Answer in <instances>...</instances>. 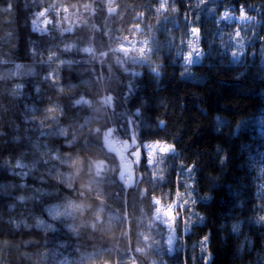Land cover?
I'll return each instance as SVG.
<instances>
[{
    "label": "trees",
    "instance_id": "16d2710c",
    "mask_svg": "<svg viewBox=\"0 0 264 264\" xmlns=\"http://www.w3.org/2000/svg\"><path fill=\"white\" fill-rule=\"evenodd\" d=\"M162 2L167 4V11H157L160 7L157 0H0V59L5 61L0 64V73L14 72L17 64L23 65L24 71L31 69L35 73L0 80V89L3 90L0 103L4 106L0 108V133H3L0 135V161L5 163V167L0 168V183L17 185L6 187L7 194L0 195V223L23 219L33 225L34 217L44 215V208L55 203L56 198L50 195L21 203L15 199L17 196L27 197L32 193L18 185L27 183L51 193L52 182L45 183V180L57 162L50 161L49 156L41 157V153L70 151L64 141L71 139V134L80 130L82 124L88 127L112 118L117 123L120 139L128 138L124 129L135 127L139 138L145 142L159 140L175 145L178 155L175 159L167 157L165 164L161 165L165 179L154 192L148 183L151 177L147 162L143 166L135 165L134 170L138 169V174L144 178L141 188L169 201L175 199L177 190L186 195L184 185L191 184L195 189L192 196L196 203L186 205L181 214L186 217L189 213H198L205 220L204 224L193 223L191 232L186 233L178 219L177 235L181 239L175 243L180 247L171 253L167 252V231L158 225V230L151 232L160 241L154 246L157 250L154 259L163 264H192V254L196 252L197 264H200L199 248L194 249L192 245H199L206 235L208 251L213 256L209 264H226L227 261L239 264V257L235 253L229 254V249L239 242L244 243L245 257L255 255L264 235V222L260 221L264 213L258 185L253 183L250 189L242 187L231 164H220L221 154L216 152V147L218 145L222 152L227 151L230 161L232 145L243 152L251 150L253 154L264 149V0ZM50 4L58 5L57 9L40 17L39 13ZM109 4L115 8L114 12H109ZM84 5H90V8L86 9ZM64 7L69 11L64 12ZM241 8L253 18L247 25L238 19H221L226 11L239 16ZM37 19L41 28L44 19L52 20L57 27L49 24L44 34L33 31V20ZM137 23L139 29L134 28ZM70 24L75 25V31L61 34L60 29ZM192 27L200 30L198 47L205 55L202 62L191 66L192 78H188L187 73L182 75V57H177L175 49L168 44L172 41L176 48L181 47V40L186 42L193 38ZM237 30L243 37L240 42L244 47L240 63H233L232 53L240 51L233 38ZM145 34L154 36L161 46L159 54L153 56L155 63L161 66V78L154 80L147 66L126 65L130 71L142 73L135 79V91L131 95L127 90L130 75L119 69L114 58L109 60L113 67V73H109L107 64L90 60L83 52L63 51L64 42L74 41L81 47L91 42L97 49H107L112 38L126 37L136 41L144 39ZM50 54H55L51 64L47 62ZM69 59L74 61L71 67L60 64V60ZM48 76L52 79H45ZM16 84L23 85L22 94L10 96L9 90ZM107 95L113 97L114 111L102 103ZM80 97L90 101L91 106H75V100ZM50 108L55 110L49 111ZM137 109L140 117L135 116ZM159 121L164 122L163 128L158 127ZM57 127L69 129L70 135L66 138L53 134ZM214 129H219L218 138ZM34 145H39V150ZM16 159L29 166L37 159L41 162L24 181L8 166V161ZM118 163L116 157L115 164ZM61 167L67 170L65 166ZM182 167H192L194 179L181 175ZM23 171H29V168ZM41 176H44L43 180ZM105 191H112L113 195L119 191V203L113 206L112 216L117 217L115 209L119 208L121 214L126 211L131 223L123 228L127 231L125 236L121 234V225L114 220L111 225L114 235L105 236L86 254L107 252L115 247L111 259H118L125 254L129 237L135 243L136 238L129 229L135 227L140 232L146 231L148 218L144 214L149 212L148 201L145 199L141 204L137 193L133 207V189H127L126 197L122 187L105 188ZM106 212V209L97 211L99 215ZM142 215L145 223H140ZM42 218L47 219L46 213ZM192 219L195 221V216ZM65 223V220L56 222V231L46 232L50 238L47 246L56 254L54 259L50 258V264H57L64 257L71 262L75 255H70L74 241L68 247L60 246L71 241ZM236 224L240 226L238 234L233 232ZM33 231L41 235L45 233L36 227ZM245 237L251 239V251Z\"/></svg>",
    "mask_w": 264,
    "mask_h": 264
},
{
    "label": "snow or ice",
    "instance_id": "6c2138e0",
    "mask_svg": "<svg viewBox=\"0 0 264 264\" xmlns=\"http://www.w3.org/2000/svg\"><path fill=\"white\" fill-rule=\"evenodd\" d=\"M160 7L157 11L164 10L167 11V4L162 2V0H157ZM175 3V0H173ZM58 5L50 4L48 8H45L44 11L39 13L40 17H45L46 13L50 10L55 11ZM86 9L90 8V5H84ZM109 12H114L115 8L112 7L111 4L108 5ZM64 12H68L69 9L67 7L63 8ZM239 16H232L227 11L224 13L223 17H221L224 21H230L233 19H238L242 24L247 25L249 20L253 18L250 17L247 13V10L244 8L239 9ZM44 27L41 28L40 21L33 20V31L41 32L44 34L48 31V25L53 24L52 20L44 19L43 21ZM53 27H57L56 24H53ZM94 27V26H93ZM135 29H139V23L134 26ZM61 34L68 32L71 33L75 31V25L70 24L66 28L60 29ZM192 39L180 41L181 47L176 48L175 43L169 41L168 46L172 49H175L177 57H182V75L187 73L188 78H192L191 76V66L195 65L198 61L202 62L204 58L203 50L198 47L199 45V35L200 30L197 27L191 28ZM233 38L236 39V43L240 51L233 52V63H240L239 57L243 55V44L240 42L243 37L240 36V32L237 30L233 33ZM65 46L63 48L64 52H72L73 50L77 52H83L87 55L90 60H95L101 64H108V71L112 67V64L109 63V60L114 58L115 64L125 73H129L130 79L127 82V90L128 94L131 95L135 91V79L140 77L142 73L137 70H131L126 65H139L140 67L147 66L149 72L152 74L154 80H159L161 78V66L153 60L154 55L159 54L160 44L159 41L155 39L154 36L150 34H145V38L142 40L132 41L126 37H116L111 39V46L107 49L101 47L97 49L91 42L88 43L87 46L81 47L78 46L74 41L72 43L64 42ZM33 54H35V49L32 50ZM54 55L50 54L48 56L47 62L49 64L54 62ZM195 57V58H194ZM5 63L4 60L0 59V64ZM74 63L73 60H60V64L71 65ZM34 71L29 69L28 71H24V66L17 64L15 66V71L9 73L6 79H11L14 76L18 75H34ZM4 74L0 73V77H3ZM45 79H52V76L45 77ZM2 80V79H0ZM88 83H91L90 81ZM75 87V85H73ZM23 85L16 84L15 87L9 90V95L16 97L22 94ZM59 91H63L62 88L58 87ZM39 91V89H36ZM103 105L107 109H113V97L111 95H107L102 100ZM90 105V101L80 97L75 100L74 105ZM54 108H50L49 111H54ZM136 117H140V110L137 109L135 113ZM56 117L53 116L52 120L55 121ZM129 122H132V119H129ZM87 121L85 122V124ZM85 125H81L84 127ZM158 127L163 128L164 122L159 121ZM127 131L124 133L128 139H120L119 133L116 128L106 127L102 131V148L108 154L112 162H116V157H119V163L117 164V173H118V181L123 189H133V207L135 206V198L137 193L139 194L140 203L143 204L144 200L148 201L149 212L144 214L147 216L146 223V231L140 232L137 228L133 227L129 229L132 231L135 236V243L132 242V238L129 237V243L127 247L124 249L123 255H120L118 259H111V251L107 252H92L90 254H82L80 257L79 264H163L162 261H157L154 257L157 255V250L155 249V245H158L160 241L156 240V238L151 234L153 229L158 230V225H165L167 227L166 233V243L168 245L167 252L171 253L174 249L179 250L180 245H177L175 242L181 237L177 235V220L180 219L183 224L184 232H191L193 223L198 221L200 224H204L205 220L198 213H189L186 217L182 216L181 209H183L186 205L191 206L196 203V199L192 196V192L195 189L192 188L191 184L186 183L184 185L186 190V195L181 193L179 190L175 193V199L165 201L163 197H157L150 193L147 188H141V184L144 182V178L142 175H139V170H133V164H138L143 166L145 161L147 162L150 172L148 173L151 177L148 183L152 185L153 192L156 188H158L162 181H164V168L161 165L165 164V160L167 157L171 159H175L178 153L176 152L175 145L169 144L167 142L162 141H154V142H145L144 139H140L138 136V132L135 127L126 128ZM97 132L100 129H96ZM53 134L57 136L68 137L69 129L64 127H57L53 130ZM16 140H19V137H15ZM72 140H75V133L72 134ZM139 140V143L137 141ZM66 139V143H67ZM131 142V143H130ZM119 145V147H117ZM37 150H39V145H34ZM131 149V151H129ZM125 152H128V156L136 157L135 160H131L128 156H125ZM43 156H51V159L54 161H63L68 164V161L62 156L59 150H51L45 151L41 153V157ZM41 159H37L33 162L31 166L22 162L21 159H16L14 161H8V166H10L14 174L21 177L22 180L26 181L29 176V172L36 169V166L40 164ZM47 163V160L43 161ZM71 166V165H69ZM95 169V174L97 177H103L107 172L111 171L104 160H96L92 165ZM5 167V163L0 161V168ZM29 168V171H23V169ZM19 169L20 171H15ZM49 175L59 174V169L57 166H54L49 170ZM181 175L187 177V179L192 180L195 177V173L193 172L192 167H188L184 169L181 168ZM69 177H64V182L68 183ZM6 187H17V185H4L0 183V195H6ZM20 188L28 189L32 195L25 196L20 195L15 199L21 203H23L26 199H37L40 200L46 196L52 195L46 189L36 188L33 186H29L27 183H21L18 185ZM260 193L264 194V185L260 186ZM264 199V195L261 196ZM202 199H210V198H202ZM14 207V205H13ZM83 206L82 203H77L75 201H67V202H55L48 204L43 212L44 215L46 213L47 219L41 217H34L33 227L38 229H42L45 233L48 231L55 232L56 226L55 223L59 221L66 220L69 217H72L77 212H82ZM99 212H103V209H99ZM97 218H99V214L96 213ZM144 215H142L139 220L140 223H145ZM195 216V221L192 217ZM111 222L114 220L121 225V228L126 227L131 223L128 219L123 217H110ZM260 221L264 222V216L260 217ZM92 229L95 230L96 225H90ZM102 230H107V226H104ZM240 226L239 224L233 225V232L239 233ZM75 231V229H73ZM164 235V233H161ZM202 245V252L207 253L209 256L211 253L208 251V236H204L203 239L199 242ZM119 251V249H118ZM64 264H73V262H69L68 260L64 261Z\"/></svg>",
    "mask_w": 264,
    "mask_h": 264
},
{
    "label": "clouds",
    "instance_id": "9594fccd",
    "mask_svg": "<svg viewBox=\"0 0 264 264\" xmlns=\"http://www.w3.org/2000/svg\"><path fill=\"white\" fill-rule=\"evenodd\" d=\"M107 67H109L108 64ZM109 73H113V67L110 68ZM6 77L7 75H4L0 79L6 80ZM2 94L3 90L0 89V95ZM3 107V104L0 103V108ZM106 127L117 129V123L114 119L109 118L104 120L103 123L97 122L95 125L81 127L80 130L74 132V141L72 140V133L71 139H67V143L66 140L64 141L66 148L70 151L62 153L68 164L63 161H56L55 166L58 167L59 174H48L49 178L45 180V183L52 182L51 194L56 198V202L62 203L70 200L82 203L85 206L82 212H77L72 217L67 218L65 220L67 223L64 224L71 241H65L60 246L68 247V244L74 241L70 253V255L75 254L71 261L73 264H79L81 255L86 254L90 247L96 248L97 243L105 236L111 237L114 235L111 228L113 222L109 218L113 217V206L119 203L120 193L117 191L113 195L112 191L106 192L105 188L120 189L121 185L118 183L117 164L111 161L102 148V131ZM96 129H100V131L97 132ZM126 131L127 129H124V132ZM213 131L217 134L215 137L218 138L219 129ZM2 134L0 133V135ZM81 138L82 143L80 142ZM231 148L232 159L230 161L228 152H222L217 145L216 152L221 154L220 164H231L235 174L240 179L242 187L246 189H250L253 183L259 185V187L264 185V149L256 150L253 154L251 150L243 152L234 145ZM49 160H52L51 156H49ZM96 160H104L111 171L103 177H97L92 166ZM61 166H65L67 170H64ZM65 176L69 177L68 183L64 182ZM40 179L43 180L44 176H41ZM245 181H248V183L246 184ZM123 191L126 197L128 195L127 190L123 189ZM99 209H106L107 212L97 218L96 213ZM115 212L117 217L122 216L127 219L126 211L121 214L119 208H116ZM92 224L96 225L95 230L90 227ZM104 226H107V230H102ZM121 234L126 236L127 231L122 228ZM245 241L250 245L248 249L251 251V239L245 237ZM49 243L48 234L41 235L34 232L33 226L26 220H7L0 223V264H50V258L54 259L56 254L47 246ZM192 247L194 249L199 248L200 264H209L213 260L211 252L210 256L202 252L200 243L199 245L194 244ZM109 250L114 254L116 249L113 247ZM97 251L100 250L97 248ZM244 251V243L239 242L229 249V254L235 253L239 257V264H259V261H264V235H262L255 249V255L245 257ZM65 260H67V257L59 260L57 264H64ZM197 261V254L193 252L192 264H197ZM226 264H231V261H227Z\"/></svg>",
    "mask_w": 264,
    "mask_h": 264
},
{
    "label": "rangeland",
    "instance_id": "374dc122",
    "mask_svg": "<svg viewBox=\"0 0 264 264\" xmlns=\"http://www.w3.org/2000/svg\"><path fill=\"white\" fill-rule=\"evenodd\" d=\"M137 41V40H136ZM135 42V41H134ZM195 58V57H194ZM125 139H128V138H125ZM131 143V142H130ZM137 143H138V141H137ZM117 147H119V145H117ZM129 151H131V149H129ZM125 155H128V152H125L124 153ZM117 158H118V160H119V157L117 156ZM136 159V157H134V156H131V160H135ZM135 165L136 164H133V170H134V168H135ZM135 171V170H134ZM260 187H259V185H258V192H259V195L260 196H262V195H264V194H261L260 193ZM262 199V198H261ZM261 208H262V211H263V213H264V199H262V202H261ZM162 227H164L165 229H166V231H167V227L165 226V225H161ZM168 246V245H167Z\"/></svg>",
    "mask_w": 264,
    "mask_h": 264
}]
</instances>
